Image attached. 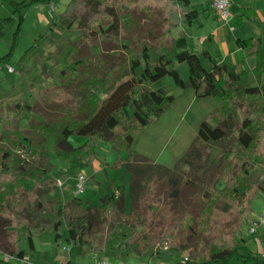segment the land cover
<instances>
[{
    "label": "trees",
    "instance_id": "1",
    "mask_svg": "<svg viewBox=\"0 0 264 264\" xmlns=\"http://www.w3.org/2000/svg\"><path fill=\"white\" fill-rule=\"evenodd\" d=\"M12 1L16 8L9 17L0 18V34L5 33L3 24L17 20L13 48L27 11L51 0ZM193 1L70 0L53 18L50 32L67 19L77 23L83 34L72 42L58 81L31 86L35 104L15 102L0 112L3 251L23 259L18 228L27 226L33 242L35 233L53 226L57 238L66 228L68 239L96 251L158 258L189 253L173 264H261L260 254L246 244L245 237L238 239L236 231L252 213L254 198L264 193V34L237 38V45L248 49L256 63L247 71L231 70L212 58L209 50L200 53L190 46L188 29L212 10V0ZM255 16L257 10L238 7L240 20ZM49 34L40 35L28 51L50 40ZM182 62L189 67L187 79L176 67ZM249 73L256 85L244 83ZM166 75L183 89L193 88L199 97L219 99L211 122L200 123L190 150L173 168L132 149L136 135L177 99L165 88L148 86ZM25 119L30 121L27 128L22 126ZM73 136L86 140L75 146ZM52 139L58 157L75 170L94 163L101 140L111 142L118 152L128 151L130 208L126 187L114 180L111 192L96 205L77 196L56 195L58 179L67 171L52 173ZM230 142L227 151L234 153L233 158L211 159L215 145L226 147ZM258 157L263 170L254 175ZM203 173L206 188L200 189L195 181ZM183 186L196 187L191 200L183 195ZM4 241L8 250L1 247ZM0 264L12 263L0 258Z\"/></svg>",
    "mask_w": 264,
    "mask_h": 264
},
{
    "label": "rangeland",
    "instance_id": "2",
    "mask_svg": "<svg viewBox=\"0 0 264 264\" xmlns=\"http://www.w3.org/2000/svg\"><path fill=\"white\" fill-rule=\"evenodd\" d=\"M3 1V9L0 8V17L8 16L9 13L6 12L8 11L12 13L16 8L14 1ZM69 1L70 0H51L49 5L50 7L54 5L53 11L54 14H57L64 11L66 4ZM200 1L206 2L207 0H194L193 2L197 3ZM240 6H249L257 10L260 13V17H254L253 22L245 19L240 20L238 17L237 21L234 22L236 30L231 33L232 36L236 37V35H239L245 39L249 37H256L258 36V32H256V27H258L256 25L258 24H260L259 28L262 30V34H264V0H234L231 9L232 11H235ZM211 8L212 10L210 13L215 15V9L213 7ZM33 14L34 13L32 11H27L25 21L21 29V34L17 38V44L13 47V52L12 46L15 41V30L18 24L17 20L3 24V30L5 33L0 34V57H4V60L0 61V112L6 111L8 105L11 103L31 101L33 96L31 95L30 86L36 79L43 77V74L47 75V73H52V76H48L50 79H48L47 76L45 77L47 79L45 84H43V82H36L37 84L47 86V82L51 79L57 81L60 70L65 67V58L71 51L72 42L78 40L83 34L77 23L72 24L67 19L64 20L54 32H50L49 26L38 18L35 19ZM203 16L204 15L202 14V16L194 22V26L187 31L190 46L200 53L204 50H212L213 44L209 40V36L214 26L218 24L217 21H214L212 16L210 22L201 25V21H204ZM125 19L126 24L129 26V18ZM262 22L263 24H261ZM200 25L201 27H199L200 32L198 33V36L201 34L205 35L207 38V42L205 44L199 41L200 37L193 34L194 30L192 32L193 28ZM178 33V31L175 32L176 35H178ZM42 34H49L51 39L41 43L37 48L28 51L29 47L35 43L36 39H38ZM11 52L12 54H10ZM7 54H9V56ZM41 62L44 65H42ZM229 62H231V60H229ZM205 64L209 65L207 59L205 60ZM9 66L14 67L15 71L10 72ZM176 67L183 79H187L189 77V67L187 62L178 63ZM36 83L35 87H39ZM148 86L151 89L165 88L171 94H174L177 99L166 109L160 118L152 121L145 127L144 130L140 131L136 135L134 143L132 144V149L149 156L157 163L173 168L190 150L195 138L197 137L200 123L203 120L211 122L212 114L216 110L215 107L219 103V99L211 96L199 97L196 95L193 88L183 89L177 86L171 75H166L155 82H151ZM24 114L27 115L28 112L24 111ZM32 115L35 116L37 114L34 113ZM29 123V119H25L22 121V126L27 128ZM52 141L53 144L51 146L50 155L54 158L52 161L54 163L53 172L57 171V173H59L61 168L65 167V163H69V161L58 157L55 150L54 139ZM229 147H231V142L228 143L226 147L223 145H215L211 152V159H215L217 162H220L226 157L233 158L234 153L227 151V148ZM257 161L258 165L256 170L253 172L254 175H257L260 169L263 170L262 164L259 163V157L257 158ZM119 164L120 163L118 162L116 166H112L110 168V174L111 176H116L117 173H120V179L124 180L123 173L126 172V167H124V169L120 172ZM211 170L213 171L214 168L209 169V172H211ZM73 172L74 171L71 168L69 173L70 175L68 174L69 182L67 191L63 190L67 185L66 175L60 177L62 180L66 181L65 185H62V183L60 184L59 181L57 182L56 186L58 187L54 190V192L57 190L58 193V191L60 192V189H62L64 192H61V194L58 193V196L60 195L62 199H67L72 196L74 197L75 194H78L75 188L76 180L72 177ZM205 174L206 173H203L202 177L200 179L197 178L195 181V184L197 183L199 185L198 188L200 189L206 188ZM31 184L32 182L27 183V185ZM218 186L222 188L224 183L220 181ZM195 188L196 187L192 186H183L182 193L188 200H191L192 194L197 192V189ZM88 195V192L86 194H79L82 199ZM258 195L254 198L252 205L254 211H252V213H261L262 211V199ZM94 203H99V200ZM250 216L244 218L236 233L238 239L245 237L247 240L246 244L254 251L258 249V243L255 239L253 240L251 237L250 239L248 235V229L251 223L249 221ZM29 233L30 231L25 225L18 228V246L20 249L24 250L26 258L30 259L35 264H56L57 261L55 259L57 256L61 255V253H72L75 261L82 260V263L84 264H86L91 258V254L88 253L89 251H86V256H83L80 251L81 249L77 247V245H81L75 244L71 240L67 239L68 232L66 228L62 230L61 237L57 238L56 229L53 226H50L40 233H35L33 242L29 238ZM1 247L7 249V243L4 241V243L1 244ZM66 247H69L70 249L67 251ZM258 251L260 250H257V252ZM188 254H184L181 259L187 258ZM175 257L177 256L172 257L174 258V262L176 260ZM0 258L3 259L2 256ZM107 261L110 264H113L110 260ZM11 263L18 264L20 263V260L14 259ZM260 263L264 264V257H262V255L260 257Z\"/></svg>",
    "mask_w": 264,
    "mask_h": 264
},
{
    "label": "crops",
    "instance_id": "3",
    "mask_svg": "<svg viewBox=\"0 0 264 264\" xmlns=\"http://www.w3.org/2000/svg\"><path fill=\"white\" fill-rule=\"evenodd\" d=\"M3 3H4V1L1 0L0 1V8H2ZM232 3H234V0ZM30 11H32L34 13L33 15H34L35 19L38 18L43 23H45L47 26H49L51 24V21L53 20V18L56 17L58 14V13L54 14L53 9H51L50 5L46 4V3H38V4L34 5L32 8H30ZM231 11H232V9H231ZM6 13H9V15L3 16L0 18L9 17L12 14L11 12H8V11ZM232 13L234 16L233 20H232V24H235L234 22L237 21V18H238V8H237V10L232 11ZM203 15H204L203 16L204 21H201L202 22L201 25L202 24L204 25V23L210 22V20L212 19V16L214 14H211L208 11V12L203 13ZM216 15H218L217 12H216ZM257 16L260 17V13L258 11H257ZM257 16H255V18H257ZM213 19H214V21H217L218 24H216L214 26L212 32L210 33V34H212V38L211 39L209 38V40L213 44L212 50H209L212 58L216 59L219 63L227 64L231 70H236L238 72H241L244 70L247 71V70L252 69L256 63L255 56L249 54L248 49H244V48L239 47L237 45V42H236L237 38H242V39H245V38L240 37L239 35H236V37H233L231 33L234 32L236 30V28L234 30H231L229 28L228 24L223 22L219 16L213 17ZM253 21H254V18L250 22H253ZM261 24H263V22ZM201 25L193 28L192 32L194 30L193 34L197 37H200L199 41L203 42V44H205L207 42V38L205 37V35L201 34L198 36V33L200 32L199 27H201ZM254 25H255V23H254ZM259 25L260 24L256 25V26H258V27H256V32H258V35L262 34V30L259 28ZM229 60H231V62H229ZM41 64L44 65L42 62H41ZM208 67L210 68L211 65L209 64ZM43 75H44L43 77H39L38 79H36L31 86H35L36 82H43V84H45L47 81V79L45 77L46 76L47 77L52 76V73H47V75H45V74H43ZM48 79H50V77H48ZM51 80L54 81V79H51ZM51 80L47 82L48 85L51 82ZM243 81H244V83H246L248 85H256L257 84L256 78L254 77V75L252 73H249L246 76H244ZM37 86L41 87L42 84H37ZM35 101H36L35 97H32L31 101H27V103L33 104V103H35ZM52 140L50 142V149H49L50 152H51V146L53 144ZM70 140L75 146H79L85 142L86 138L83 136H73L70 138ZM97 150H98L97 159L94 161V163L90 167H88L86 169H76L75 170L71 167L70 163H65V167L61 168V170L67 171V174H66L67 185H66V188L63 190L67 191L68 182H69V175H70L69 173H70L71 168L74 171L73 176H72L74 180H76L77 175L80 172H84L89 177V185L83 194H86L88 192L89 195L83 197V199L79 196V194H75L74 196L81 198L84 202H87L90 205H96L99 203H94V202H97L98 200L100 202V199L103 195L111 192V190H112L111 189V183H112V180H114L117 185H124L126 187V200H127V207L129 209L130 208V183L132 180L131 172H129L126 168V172L123 173L124 180L120 179V173H117L116 176H111V174H110L111 173L110 168L112 166H116V164L118 162L120 163L119 164L120 165L119 166L120 172L124 169V167H126L125 159L129 156L128 151L118 152L114 149L111 142L103 141V140L98 142ZM140 154H142V153H140ZM142 155H144V154H142ZM144 156H146L149 159L156 162L154 159L150 158L149 156H147V155H144ZM111 157H112V159H111ZM51 158L53 161L54 158L53 157H51ZM52 173L56 176L58 175L57 171L53 172V170H52ZM58 181L60 184L62 183V185H65V183H66L65 180H62V178H59ZM62 181H65V182H62ZM57 187L58 186H56V188ZM63 190L60 189V192L58 191V193L61 194V192H64ZM54 193L56 195H58L57 190ZM258 196H260V198L262 199V208H263V206H264V193L261 192V193H259ZM59 197H60V195H59ZM72 197H70V198H72ZM67 199H69V198H67ZM260 214L261 213H257V212L254 213L253 212L249 218V221L252 222L254 220H257L259 218ZM248 235H249V238L251 237V238H253V240L255 239L257 241V243H258V247H257L258 249L257 250H260V251L257 252V250H254V252L259 253L260 257H261V253L264 251V231H259L256 235H250L249 233H248ZM67 239H68V236H67ZM68 240H70V239H68ZM77 247L79 249H81L80 251H81V254L83 256H86V251H89L88 253L91 254V258L86 264H100V263L107 261V260H110L111 262H113V264H173V263H176L178 261L183 260V259H181L182 256L175 257L176 260L174 262V260H173L174 258H172V257L171 258H158V257L152 256V255H141V256H139V255H127L124 252L121 253V252H117V251H96L94 248H91L88 246H83V245H81V246L77 245ZM66 248H67V251L70 249L69 247H66ZM87 249H89V250H87ZM24 254H25V252H24ZM55 260L57 261L56 264H67L68 262H70L71 264H79L77 262L82 263V260L75 261L73 259L72 253H64V254L61 253V255L57 256ZM15 264H17V263H15ZM18 264H35V263H33L30 259H28V258H26V256H24V261H20V263H18ZM108 264H110V263L108 262ZM237 264H239V263H237Z\"/></svg>",
    "mask_w": 264,
    "mask_h": 264
},
{
    "label": "built area",
    "instance_id": "4",
    "mask_svg": "<svg viewBox=\"0 0 264 264\" xmlns=\"http://www.w3.org/2000/svg\"><path fill=\"white\" fill-rule=\"evenodd\" d=\"M1 1V0H0ZM233 0H212L211 6L215 9L217 14L219 15L220 19L228 24L229 28L231 30H234L236 27L234 24H232L233 20V13L231 11ZM54 5L51 6V9H53ZM9 71L13 72L15 71L14 67L9 66ZM89 185V177L86 173L80 172L77 175L75 188L78 194L84 193ZM249 234L250 235H256L259 231H264V206L262 208L261 214L257 220H254L249 225ZM262 257H264V251L261 253ZM3 257L5 261L11 262L14 259L24 261V258H17L13 254L9 252H5L0 248V257ZM83 264V263H79ZM100 264H108L107 261H104Z\"/></svg>",
    "mask_w": 264,
    "mask_h": 264
}]
</instances>
